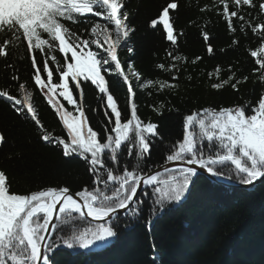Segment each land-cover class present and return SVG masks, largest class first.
Segmentation results:
<instances>
[{
  "label": "snow or ice",
  "instance_id": "6c2138e0",
  "mask_svg": "<svg viewBox=\"0 0 264 264\" xmlns=\"http://www.w3.org/2000/svg\"><path fill=\"white\" fill-rule=\"evenodd\" d=\"M125 2L0 0V58L7 60L23 48L31 72L27 82H20L17 65L7 63L5 68L12 69L10 79L18 85L16 91L22 98L6 87L0 91V99L19 118L32 123L38 142L53 146L67 160L79 162L87 176L80 185L65 182L63 186L20 191L8 169L0 167V264H54L52 256L61 247L85 252L107 247L119 235L121 218L126 221L122 227L127 228V221L147 212L150 227L167 204H179L186 198L202 173L217 184L229 186L264 182V20L255 22L264 17V0L258 4L253 0H219L223 10L218 14L227 22L228 31L236 35L233 18H237L243 38L248 39L250 30L258 46L248 50L254 61L248 75L233 65L226 73L219 65L207 73L210 80L217 81L209 84L212 90L238 93L255 75L261 91L234 106L186 112L182 135L166 145L165 164L155 168L146 161L151 159L157 141L164 144V137L158 122L139 114L130 76L140 91L152 89L155 95H162L178 87L174 81L182 70L180 62L186 64L187 58L167 51L172 62L158 63L155 69L169 78L142 76L131 59L135 47L130 40L136 28L124 11ZM180 7V0H163L154 18L147 22L153 31L162 29L173 50L178 49V36L184 34L182 30L177 32L171 15ZM202 38L206 51L213 55L216 50L211 37L205 32ZM232 43L239 46L237 39ZM125 49L128 58L122 60L120 51ZM201 59L198 56L192 63ZM112 79L127 88L123 109L111 91ZM30 86L38 89L46 107L58 118L59 134L54 135L42 123L32 103ZM85 86L98 93L97 108H86ZM147 94L153 96L152 91ZM61 99L74 111L66 110ZM165 103L147 107L162 116ZM86 112L101 116L100 121L93 126ZM7 143L8 137L0 132V148ZM13 158L11 154L5 157ZM161 167L175 175L161 181ZM78 221L96 223L94 228L77 231L73 226ZM152 259L156 261L157 257Z\"/></svg>",
  "mask_w": 264,
  "mask_h": 264
},
{
  "label": "trees",
  "instance_id": "16d2710c",
  "mask_svg": "<svg viewBox=\"0 0 264 264\" xmlns=\"http://www.w3.org/2000/svg\"><path fill=\"white\" fill-rule=\"evenodd\" d=\"M253 2L258 4L259 0ZM162 3L163 0H126L124 8L129 14L131 25L136 28L130 40L135 47L131 59L142 76L168 79V75L155 69L158 63L167 65L172 62L166 56L167 51L187 58L186 64L180 62L182 70L178 73L179 79L174 81L178 87L162 95H155L154 90L149 89L147 91L153 92L149 98L147 91H140L139 84L130 76L137 92L139 114L158 122L159 133L164 137V144L157 141L151 159L146 161L153 168L165 163L166 145L182 135V120L186 112L199 108L234 106L252 99L261 91L255 75L238 93H233L231 89L215 91L209 87L210 83L217 81L214 78L210 80L207 73L214 71L217 65L221 66L224 73L229 65L242 70L244 75L251 73L254 61L248 50L258 46V40L250 30L248 39L243 38L237 18H233L236 35L228 31L227 22L218 14L223 10L219 0H180L179 12L171 13L175 29L184 33L178 36V49L175 50L164 39L162 29L153 31L147 27V22L154 18ZM245 11H249L247 6ZM252 16H257L256 11H252ZM261 20L264 17L255 22ZM205 32L211 37V44L216 50L211 56L202 38ZM234 39L239 40V46L232 43ZM221 49L226 51L221 52ZM198 56L202 59L193 64L192 61ZM24 57V49L21 48L7 60L0 58V91L10 87L11 94L21 98V94L16 91L18 85L10 79L12 69L6 70L5 65L15 63L20 82H27L31 72L29 62ZM120 57L122 60L128 58L126 49L120 51ZM40 62L43 63L42 60ZM110 84L111 91L123 109L127 100L126 86L117 79H112ZM29 90L33 91L32 103L42 123L54 135L59 134L58 118L54 112L46 107V101L41 99L38 89L30 86ZM97 97L98 93L93 88L85 86L86 108H97ZM165 101L162 116H156L147 107ZM61 103H64L66 110L74 111L62 99ZM86 115L93 126L101 119V116L91 112H86ZM0 132L8 137V143L0 148V167L8 169L18 190L57 184L63 186L65 182L75 186L87 180L79 162L67 160L53 146L38 142L32 123L19 118L3 99H0ZM9 154L14 158L6 160ZM165 175L161 174L158 179L167 180ZM159 186L164 187L163 184ZM148 219L145 212L139 218L127 221L128 227L124 228L122 226L126 221L121 218L119 235L107 247L92 252L61 247L52 260L54 264H264V182L248 190L230 189L214 185L200 175L182 202L167 204L163 213L152 219L150 227ZM73 227L83 231L85 228H94L95 224L78 221ZM66 234L70 235L71 232L66 231ZM154 255L156 261L152 259Z\"/></svg>",
  "mask_w": 264,
  "mask_h": 264
},
{
  "label": "water",
  "instance_id": "95a60500",
  "mask_svg": "<svg viewBox=\"0 0 264 264\" xmlns=\"http://www.w3.org/2000/svg\"><path fill=\"white\" fill-rule=\"evenodd\" d=\"M164 165V164H163ZM163 165H160V166H163ZM169 167H173V165H169ZM161 172H163V168L161 167ZM203 175H205V176H207L206 174H204V173H202ZM258 183V182H257ZM256 184V183H255ZM223 185H226V184H223ZM227 186H229V185H227ZM233 187H241V188H247V187H249V186H244V185H240V184H237V185H235V186H233ZM96 223V222H95Z\"/></svg>",
  "mask_w": 264,
  "mask_h": 264
},
{
  "label": "rangeland",
  "instance_id": "374dc122",
  "mask_svg": "<svg viewBox=\"0 0 264 264\" xmlns=\"http://www.w3.org/2000/svg\"><path fill=\"white\" fill-rule=\"evenodd\" d=\"M196 131L198 132V129H196ZM168 175H175V173H166L164 177H168Z\"/></svg>",
  "mask_w": 264,
  "mask_h": 264
}]
</instances>
